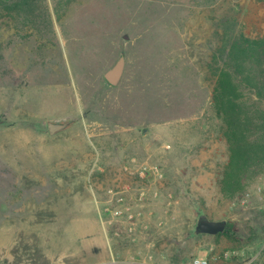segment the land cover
Returning <instances> with one entry per match:
<instances>
[{
	"label": "rangeland",
	"instance_id": "1",
	"mask_svg": "<svg viewBox=\"0 0 264 264\" xmlns=\"http://www.w3.org/2000/svg\"><path fill=\"white\" fill-rule=\"evenodd\" d=\"M227 25L263 36L264 1L0 0V264H264V172L220 186L208 65Z\"/></svg>",
	"mask_w": 264,
	"mask_h": 264
},
{
	"label": "trees",
	"instance_id": "2",
	"mask_svg": "<svg viewBox=\"0 0 264 264\" xmlns=\"http://www.w3.org/2000/svg\"><path fill=\"white\" fill-rule=\"evenodd\" d=\"M208 67L212 107L223 123L229 150L221 191L235 198L264 172V35L249 37L227 25ZM226 229L217 237L234 240L232 227Z\"/></svg>",
	"mask_w": 264,
	"mask_h": 264
},
{
	"label": "water",
	"instance_id": "3",
	"mask_svg": "<svg viewBox=\"0 0 264 264\" xmlns=\"http://www.w3.org/2000/svg\"><path fill=\"white\" fill-rule=\"evenodd\" d=\"M125 68V59L122 57L120 60L105 73V79L111 87H116L120 84ZM67 124L48 123L49 133L51 135L65 129ZM227 227L226 221H211L205 217L199 219L197 232L201 234L217 236L223 233Z\"/></svg>",
	"mask_w": 264,
	"mask_h": 264
},
{
	"label": "built area",
	"instance_id": "4",
	"mask_svg": "<svg viewBox=\"0 0 264 264\" xmlns=\"http://www.w3.org/2000/svg\"><path fill=\"white\" fill-rule=\"evenodd\" d=\"M130 189V187H129ZM118 215L123 217V220L125 223L129 224L130 226V230L132 229V227L136 224V213L135 211H128L126 213H124V211H118ZM115 263V262H113ZM110 263V264H113ZM192 264H209L208 261L206 259H202V258H197L195 260H193Z\"/></svg>",
	"mask_w": 264,
	"mask_h": 264
}]
</instances>
